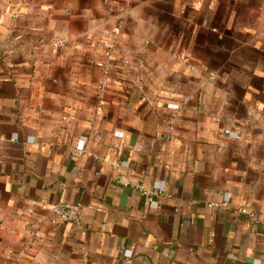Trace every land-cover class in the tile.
Instances as JSON below:
<instances>
[{"label": "crops", "instance_id": "obj_1", "mask_svg": "<svg viewBox=\"0 0 264 264\" xmlns=\"http://www.w3.org/2000/svg\"><path fill=\"white\" fill-rule=\"evenodd\" d=\"M0 135V264L264 263V0H0Z\"/></svg>", "mask_w": 264, "mask_h": 264}, {"label": "built area", "instance_id": "obj_2", "mask_svg": "<svg viewBox=\"0 0 264 264\" xmlns=\"http://www.w3.org/2000/svg\"><path fill=\"white\" fill-rule=\"evenodd\" d=\"M119 29L117 28L116 31ZM115 42H111V44L107 45L108 49V54L104 59H101L96 62L95 66L96 68L100 71V79L98 82V91H97V97L99 101H103L107 95L109 86H110V80H111V56H112V49L114 47ZM228 133V131L226 132ZM18 137L14 136L12 141H17ZM1 135H0V146H1ZM2 162L0 158V163ZM114 168H121L125 167L129 169V165L125 163H114ZM154 192L156 194H159L160 196H164L166 194V188H165V183H157L153 187ZM141 193L143 196H148L150 197L151 193L148 190H141ZM150 206L154 209H158L160 206L159 204L152 200L149 199ZM28 213H33L32 209L27 210ZM53 214L58 218V220L61 223H74V224H79L81 223L83 219V211L82 207L79 204H74V203H62V204H57L52 208ZM245 213L246 210H243ZM24 212L20 211L18 214L21 216ZM37 238L39 237V234L35 235ZM131 254L128 255L130 257ZM259 264H264V263H259Z\"/></svg>", "mask_w": 264, "mask_h": 264}]
</instances>
